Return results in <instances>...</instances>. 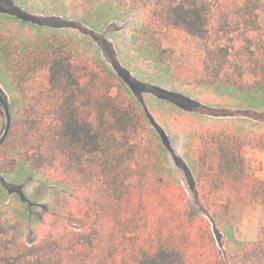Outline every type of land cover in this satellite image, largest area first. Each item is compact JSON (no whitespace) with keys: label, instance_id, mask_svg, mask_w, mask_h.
I'll list each match as a JSON object with an SVG mask.
<instances>
[{"label":"trees","instance_id":"1","mask_svg":"<svg viewBox=\"0 0 264 264\" xmlns=\"http://www.w3.org/2000/svg\"><path fill=\"white\" fill-rule=\"evenodd\" d=\"M126 1L145 14L136 38L149 59L189 84L240 92L253 119L264 122V39L256 35L264 0ZM66 27L0 6V79L7 90L20 95L26 80L48 72V88L28 104L23 97L9 102L0 88L12 116L0 146V193L11 190L5 176L23 164L73 191L59 199L31 243L24 238L29 212L11 217L10 206L0 205V264H264V179L243 153L246 141L224 130L207 132L218 166L208 171L203 152L187 171L203 208L189 218V193L172 176L167 145L148 139L150 112L139 108L119 74L61 30ZM172 29L201 43L173 65L163 51ZM217 191L262 207L254 241L221 246L228 204L208 202Z\"/></svg>","mask_w":264,"mask_h":264},{"label":"rangeland","instance_id":"2","mask_svg":"<svg viewBox=\"0 0 264 264\" xmlns=\"http://www.w3.org/2000/svg\"><path fill=\"white\" fill-rule=\"evenodd\" d=\"M0 6L9 13L51 27L68 26L61 30L74 36L88 56H97L103 66L120 75L139 108L148 110L153 117V134L149 132L148 139L156 140L161 148L168 147L165 152L172 176L189 193V218L200 214L203 208L196 191L190 187L187 171L203 152L208 171H214L218 166V150L207 146V132L224 130L240 135L247 143L243 153L251 158L256 176L264 179V122L253 119L255 111L249 100L237 91L189 84L149 59L139 48L136 38L145 19L142 10L133 8L126 0H0ZM25 30L35 34L30 28ZM256 35L264 39V13L260 16ZM200 45L196 38L181 30H169L163 37L165 60L173 65L181 55L187 57L189 51L199 50ZM185 74L186 71H182V76ZM0 88L13 104L22 97L26 103L33 102L48 88V72L40 70L26 80L20 95L7 90L1 79ZM169 98L182 100L186 107H180ZM6 122V113L0 102V138ZM255 127L260 130L253 133ZM43 177L26 164L20 165L5 176L11 190L0 193V205L10 206L6 211L9 216H30L24 226V238L29 243L40 239L45 221L57 207L59 199L73 194L71 188L45 182L50 179V173ZM208 202L228 204L225 224H220L218 234L222 247L229 241L236 246L257 238L263 219L260 205L231 198L225 191L213 192Z\"/></svg>","mask_w":264,"mask_h":264},{"label":"water","instance_id":"3","mask_svg":"<svg viewBox=\"0 0 264 264\" xmlns=\"http://www.w3.org/2000/svg\"><path fill=\"white\" fill-rule=\"evenodd\" d=\"M0 102L3 105V107H4V110H5V113H6V119H7L4 133H3V135L0 138V146H1L3 144V142L5 141V139L7 138L8 134H9L10 127H11V124H12V116H11L10 108H9L8 102L5 99V97L3 96L1 90H0Z\"/></svg>","mask_w":264,"mask_h":264}]
</instances>
